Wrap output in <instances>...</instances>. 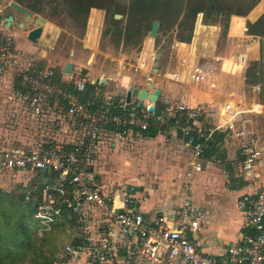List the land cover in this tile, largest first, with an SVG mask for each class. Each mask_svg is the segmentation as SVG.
<instances>
[{"label":"crops","instance_id":"0c3cea01","mask_svg":"<svg viewBox=\"0 0 264 264\" xmlns=\"http://www.w3.org/2000/svg\"><path fill=\"white\" fill-rule=\"evenodd\" d=\"M178 1L176 0L173 7V12L176 13V23L171 25L172 29H177V25H180L187 13L192 15L194 24L198 22L196 26L206 29L214 28V23L205 15L204 9L191 7L188 10L190 0L185 1L183 11L178 15ZM220 1L227 2V0ZM236 1L238 0H235L233 4L239 3V1L235 3ZM98 2L99 0L84 2L85 6L89 5L87 12L90 17L82 40L81 51H70L69 59L64 58L59 62H54L52 58L50 60L44 59L45 55L48 56L46 51L34 52L32 46L35 43L26 39L24 42H18L17 45L14 44L16 47L13 46L14 59L18 69L22 72H32L49 67L53 70L51 80L53 84L75 93L80 101L91 99L97 108H101L104 97L110 95L112 112L121 117L127 116L130 112L142 114L148 111L149 102L143 100L139 104L140 99L137 96H130L129 102L126 103V93L130 86L149 90L158 88L160 93L154 104V112H149L147 129L142 131L133 128L127 136V139H135L134 144L129 145L127 142L113 140L110 136H113L114 127L107 128L110 133L107 141L102 138L97 142L93 163L96 187L103 196H114L116 204L119 206L122 187L133 186L136 210L143 215L146 223L156 227L158 218L163 219L162 224L174 227L182 202L184 199H188L191 206L200 213L198 219L201 226L199 231L189 232V237L196 244L202 245L201 248L207 255L215 259H222L230 245L238 243L242 235L251 231L245 226V212L239 208L238 203L244 197L252 198L260 188L264 187V180L248 181L241 174L244 142L236 138L235 132L242 131L247 136L248 141L252 139L256 149L260 151V159L256 165L257 173H264V109L257 105L251 109L250 106L247 109L248 112H241L234 116L231 121V128L224 125L217 129L220 122L216 114L203 119L202 128L208 125L215 130L209 139V147L205 150L203 158L194 160L189 151V137L180 130H171L173 122L167 118L169 114L175 112L176 106L181 102H185L189 106L207 103L219 106L223 99L216 94L205 91L202 93L208 95V98L203 101L192 100V95L195 92H190L189 87L183 84L192 83L190 73L183 74L177 66L173 67L174 70L170 74L172 81L165 83H159L157 75H161L167 65L160 64V69L156 73L152 71L151 65H148V71L152 73L147 71V60L151 54L154 55V52L149 54L152 48V40L160 36L162 29L158 20L156 37H150V25L148 33L140 43L146 44L140 51L138 65L136 64L140 71L136 73L127 71V67L119 65L120 61L124 62L132 54L126 55L127 53L121 51L125 41L124 33L128 30L126 15L113 14L112 17L115 20L113 23L116 24L106 25L105 13L107 12L100 9L102 7L94 6ZM242 3L244 4V0ZM258 4L264 5V0H256L255 5L245 16ZM215 7L211 4L209 12L215 13ZM27 10L29 11V9ZM263 16L264 13L255 22L246 20L243 31H245L246 24L262 29ZM44 24L38 39L41 42L44 39ZM116 25L117 27H113ZM254 32L256 31L254 30ZM114 33H117L116 41L110 37ZM110 41L115 45L113 44L111 47ZM237 42L243 43L240 40ZM179 44L182 43L179 42ZM83 52L86 57L82 58L84 61L79 64L76 59ZM100 55L104 57L102 61H107L106 58H108L109 61H117L118 63L112 67H104L103 70H98L95 62L100 60ZM119 56L123 59H120ZM213 57L215 56L212 55L211 58L203 61H212ZM220 58L225 62L226 58ZM67 62H70L68 73L65 72ZM18 69H9L0 76V148L27 149L31 144L52 148L56 145H63L66 148H71L79 144L84 139V128L81 120L66 113L65 101L48 100L46 102L47 108L35 120L25 99L27 90L17 78ZM167 70L169 69L167 68ZM223 72L219 74L218 83L220 85L224 81H230V76L235 73L234 70L232 73L224 72L223 74ZM174 74L177 75V78L173 77ZM77 77L86 82L82 92H77L75 89L74 79ZM234 103L239 104V101ZM156 104L158 113L154 116ZM162 118L164 121L161 120ZM186 124L182 120L181 125L185 126ZM193 163L200 164L201 170H194ZM16 175L27 177V182L21 184L24 200L26 194H29L32 199L39 202L41 189L45 184L56 185L63 182L67 192L72 191L70 185L67 184L69 176L60 179L55 174L49 175L43 172H6L0 174V180ZM25 202L27 201L25 200ZM80 216L81 222L78 221L77 214L67 213L53 223L65 222V227L62 225L64 228H60V234H63V243L57 255H61V250L66 244L76 245L82 239L94 241L99 238L103 231L106 232L107 222L94 207L84 205L81 208ZM112 228L111 232H106L112 252L118 264H126L124 251L134 249L138 242L136 238L119 235L115 224H112ZM135 262L147 264V261L139 256H136ZM66 263L85 264L84 259L77 262L67 259Z\"/></svg>","mask_w":264,"mask_h":264},{"label":"built area","instance_id":"2783aa9c","mask_svg":"<svg viewBox=\"0 0 264 264\" xmlns=\"http://www.w3.org/2000/svg\"><path fill=\"white\" fill-rule=\"evenodd\" d=\"M242 55L233 58L228 70L223 68V60L215 56L212 61H197L190 71V81L198 87L211 91L220 90L218 83L220 72L232 73L235 62L241 61ZM9 69H18L14 59V48L9 41H0V76ZM242 70V68H240ZM53 70L49 67L32 72L17 71V78L25 86V99L32 116L39 117L47 108L50 99L66 102V113L81 120L84 128V139L74 147L63 145L46 147L31 144L27 149L0 148V174L6 172H43L57 175L58 178L69 176L67 182L71 187L68 193L64 183L56 185L45 184L41 189L39 202L26 194L25 200L32 201L34 206L33 218L41 226L48 228L58 218L67 213L77 214L81 220V208L88 205L97 209L100 216L106 220L105 231L113 230L116 225L119 235L136 238L134 249L124 251L126 264H137L136 256L147 261V264H264V187L260 188L252 198L244 197L238 203L245 212V226L250 232L242 235L238 243L230 245L224 258L215 259L202 250V245L196 244L188 235L189 232L200 230V213L188 199H184L180 213L174 227L166 226L162 218H158L157 227L145 222L143 215L135 208L133 197L134 187H122L119 206L114 196H103L95 184L93 171L94 151L99 140L106 141L110 136L108 127H114L113 140L135 143L134 138L127 139L131 129L146 130L149 112L142 114L130 112L125 117L112 112L111 96H105L101 108H97L91 99L80 101L75 93L52 83ZM177 78V75H173ZM85 80L80 77L74 79L77 92L85 89ZM235 92L226 93V97L219 92L223 102L219 106L213 103L197 104L193 106L181 102L175 112L169 114L167 120L173 122L171 130H180L188 136L189 151L194 160L203 158L208 142L215 129L208 125L202 128V120L216 114L219 118L218 128L224 125L232 127L231 121L235 115L242 112L241 104L234 103L232 97ZM228 98V100L226 99ZM178 114L179 116H177ZM164 121V118L161 119ZM166 120V119H165ZM182 120L187 124L181 125ZM237 139L244 142L242 147L243 161L240 172L248 181L264 180V173H257L256 165L260 159V151L256 149L252 139L242 131H236ZM194 170H201L200 164H192ZM86 215V214H85ZM106 232H102L98 239L92 241L80 240L76 245L66 244L61 255H57L51 264H67L66 260L79 261L85 264H118L112 252Z\"/></svg>","mask_w":264,"mask_h":264},{"label":"rangeland","instance_id":"374dc122","mask_svg":"<svg viewBox=\"0 0 264 264\" xmlns=\"http://www.w3.org/2000/svg\"><path fill=\"white\" fill-rule=\"evenodd\" d=\"M88 1L89 0H0V41H9L16 47L15 45H17L18 42L26 41L28 31L35 25L33 20L37 17H41L45 20L46 24H44V39H42V42L37 40L33 46L31 45L34 48L33 50H35L34 52L46 51L48 56L45 55L44 59L50 60V58H52L54 62H59L64 58L69 59L70 51H81L82 40L85 36L90 17L87 12V7H89V5L85 6L84 3ZM255 1L256 0H244V4L242 3L241 6L240 4L232 5L233 1L231 0H227V2H221L220 0H215V2L190 0L188 10L191 7L204 9L205 15L214 23V28L206 29L205 27L196 26L198 22L194 24L192 15L187 13L184 15V19L181 21L180 25H177V29H172L171 25L176 21V13L173 12L176 0H99L94 6L102 7L100 9H104L107 12L105 13L106 25L115 22L112 17L113 14L126 15L128 30L124 33L125 41L121 51L122 53H127L126 55L132 54L130 58L127 57V60L125 59L124 62L120 61L119 63L117 61H109L108 58H106L107 61H102L104 57L100 55V60L95 62V66L98 70H103L104 67L109 68L118 63L119 65L127 67V71L139 72L140 69L136 67V64L140 56V51L143 49L144 45H146L140 43L146 33H148L151 22L153 20H158L160 21L162 29L160 36L152 40V48L149 54L152 52L161 53L160 64L163 63L167 65L164 67L162 74L159 76L157 75V81L159 83L172 81L170 74L173 72L174 66L179 67L183 74H187L190 73L191 67L193 66L192 64L197 61L209 59L213 55L223 57L224 59L226 58L224 70H228L227 67H230L233 58L241 54V61L235 62L234 64V75L230 76V81L221 83L220 90L212 92L207 88L197 87L190 82L183 84L188 86V89L192 93H197L196 90H198L200 94L209 91L211 94L216 95H218L219 92H222L224 95L228 92H235L232 101H239L242 105V113L248 112L247 109H249L250 106L251 109H254L255 105L264 109V32L260 27H251V30H255L258 34V37L253 38L247 34L246 30L243 31L246 20L255 22L259 16L264 13V5L261 4L260 6L258 4L247 16H245L252 6L255 5ZM10 2H15L21 7L29 9L32 13V19L25 18L19 12L11 8L9 6ZM211 4L216 6L215 13L209 12ZM10 15L14 17V20L8 27L4 19ZM120 22L122 23V21ZM17 23H22L24 28H19ZM113 27H117V25ZM15 33H17V35H15ZM116 36L117 33H114L110 37L116 41ZM238 40L243 41V43H238ZM175 42L182 43L179 49L178 44H175ZM113 44L114 43L111 42V47ZM79 55V58L76 60L80 64L84 61L82 58L86 57V54L83 52ZM119 58L123 59L121 56H119ZM246 59L248 60L246 61ZM147 61L148 71V65L153 67L154 55L151 54ZM167 68L169 70H167ZM240 68H242V70ZM144 71L147 72L146 70ZM164 74H166V76H164ZM161 78L162 80H160ZM226 99L228 100V98ZM26 182L27 177L21 175L8 176L0 180V190L6 191L10 195V198L12 197V199L5 198L2 201L0 200L1 205L7 208L9 200L15 201V203L22 201L20 198L24 193L21 189V184L23 185ZM53 225L54 224L48 228H37L35 235L37 238L36 247L39 249L32 251V248L28 247L23 250L26 251V254L22 255L23 259L21 262L18 260V264H34V259L43 260V257L48 256L52 250V257L54 259L59 253V248L63 243V234H60V225ZM35 253L39 254L40 257L35 258Z\"/></svg>","mask_w":264,"mask_h":264},{"label":"trees","instance_id":"16d2710c","mask_svg":"<svg viewBox=\"0 0 264 264\" xmlns=\"http://www.w3.org/2000/svg\"><path fill=\"white\" fill-rule=\"evenodd\" d=\"M155 114L158 113L157 104ZM153 116V117H154ZM10 198V195L0 190V200ZM12 199V197L10 198ZM17 203L9 200L7 208L3 207L0 202V264H18L23 259L22 255L26 254L28 247L38 250L36 247V230L41 227L32 216L34 206L29 202H25L24 194ZM62 228L64 222L56 223ZM53 250L48 256H44L43 260H35L34 264H51ZM40 255L35 253V258ZM19 260V261H18ZM33 261V260H32Z\"/></svg>","mask_w":264,"mask_h":264},{"label":"water","instance_id":"95a60500","mask_svg":"<svg viewBox=\"0 0 264 264\" xmlns=\"http://www.w3.org/2000/svg\"><path fill=\"white\" fill-rule=\"evenodd\" d=\"M9 6L11 8H13L14 10H16L17 12H19L22 16H24L27 19H32V13L30 11H28L27 9L21 7L20 5H18L15 2H10ZM14 20L13 16H7L4 21L6 23V26H10L11 22ZM35 23L34 28H32L31 30L28 31L26 38L28 41L30 42H37V40L39 39L41 33H42V29H43V24L45 23V20L41 17H37L36 19L33 20ZM17 26L19 28H24V25L22 23H17ZM157 30H158V21L157 20H153L151 22V27H150V31H149V35L150 37L154 38L156 37L157 34ZM246 32L248 35L252 36L253 38L257 37V33L254 32L253 30H251V25L246 24V28H245ZM175 44H177L175 42ZM161 53H154V63H153V67H152V71L153 72H158L160 69V57H161ZM70 71V62H67L65 65V72L68 73ZM160 93V90L158 88H152L150 89V91H147L145 89H141L135 86H130L127 90L126 93V103L129 102L130 96H137L140 99L139 104L142 103L143 100H146L149 102V106L147 108L148 112L153 113L154 112V104L157 100V96Z\"/></svg>","mask_w":264,"mask_h":264},{"label":"flooded vegetation","instance_id":"af4514ba","mask_svg":"<svg viewBox=\"0 0 264 264\" xmlns=\"http://www.w3.org/2000/svg\"><path fill=\"white\" fill-rule=\"evenodd\" d=\"M185 1H186V0H179V1H178V10H177V11H178V15H180V14L182 13L183 8H184V6H185ZM203 1H204V0H203ZM206 1L209 2V1H215V0H206ZM234 1H235V0H233V2H234ZM238 1H239V3H238ZM238 1H236L235 3H238L237 5L240 4V5L242 6V4H241V3H242V0H238ZM233 2H232V5H234ZM240 2H241V3H240ZM261 30H263V32H264V24L262 25V29H261ZM180 46H181V45L178 43V49L180 48Z\"/></svg>","mask_w":264,"mask_h":264},{"label":"bare ground","instance_id":"6f19581e","mask_svg":"<svg viewBox=\"0 0 264 264\" xmlns=\"http://www.w3.org/2000/svg\"><path fill=\"white\" fill-rule=\"evenodd\" d=\"M249 21V20H248ZM244 46H246V45H244ZM144 52V51H143ZM145 56V55H144ZM248 59H246V61H247ZM245 61V62H246ZM193 65V64H192ZM141 68V67H140ZM143 69V68H142ZM164 75H166V74H164ZM172 78V77H171ZM137 86H139V85H137ZM140 87V86H139ZM145 90H147V91H150L149 89H145ZM191 92V91H190ZM196 92L197 93H194V95H192V100H195V99H197L198 101H203V100H205V98H208L209 96L208 95H205V93L204 94H200V92L198 93V90H196ZM195 104V103H194Z\"/></svg>","mask_w":264,"mask_h":264}]
</instances>
